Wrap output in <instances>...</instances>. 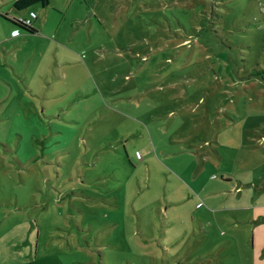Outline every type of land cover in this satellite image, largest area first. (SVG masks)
Instances as JSON below:
<instances>
[{
    "label": "rangeland",
    "instance_id": "1",
    "mask_svg": "<svg viewBox=\"0 0 264 264\" xmlns=\"http://www.w3.org/2000/svg\"><path fill=\"white\" fill-rule=\"evenodd\" d=\"M30 8L38 33L0 17L6 248L31 231L34 264H264L252 225L217 228L174 203L185 195L175 171L215 190L264 177V0ZM244 190L214 203H264V190Z\"/></svg>",
    "mask_w": 264,
    "mask_h": 264
},
{
    "label": "crops",
    "instance_id": "2",
    "mask_svg": "<svg viewBox=\"0 0 264 264\" xmlns=\"http://www.w3.org/2000/svg\"><path fill=\"white\" fill-rule=\"evenodd\" d=\"M16 0H7L3 1L0 0V17L5 20V22L9 23L12 21L10 19H19V18H27L30 15V12L33 11L30 7L20 10L14 6V2ZM4 2V3H3ZM10 4H12V7H10ZM40 4V3H38ZM8 5L7 7V13L2 12V8ZM50 5V4H49ZM48 5V6H49ZM47 6V7H48ZM46 8V7H44ZM6 10V9H5ZM28 11V12H27ZM35 12V11H34ZM38 15V14H37ZM39 15L37 19L34 21L33 26L36 28L35 22L38 20ZM13 24V23H12ZM14 25V24H13ZM16 26V25H15ZM21 28V27H19ZM19 28H14L11 32V37H16L21 35V29ZM37 29V28H36ZM19 32V35H15V32ZM25 31V30H24ZM26 32V31H25ZM28 33V32H26ZM38 33V30L37 32ZM28 34H34V33H28ZM138 158V157H137ZM175 176L177 177L178 180L185 186L183 189L185 190V195L184 199L174 201L175 204H179L180 202H192L195 204L197 209H199L200 213H205V214H213L215 219L214 224H217V228H221L223 225V220L225 219H232L233 217L235 218V221H225L228 222L230 225H232V228L237 226V225H242V224H250L252 225V238H251V243L252 246L254 247V261L257 262V251H261L260 257L264 258V203H256V195L251 194V197L248 198L242 205L240 204H230L227 205V208H224V205L221 203H214L215 199H218V195L215 193H218L219 190L222 191H228L231 192V195L237 193L238 196L240 197L241 195L243 196L245 194L244 189L246 188H251L258 190V192H263L264 190V177L263 176H253L248 179H238L236 180V184H234L232 187L230 186V189L224 185L219 190H215L216 187H213L214 189H208V185L205 183L202 186L198 185V188H194L191 185V181L193 182L195 180L194 173H191L190 175L183 177V174L175 171L174 172ZM224 178V177H223ZM185 180L186 183H183L181 180ZM216 179H218L216 177ZM228 182H230L228 179H226ZM207 180L206 182H208ZM239 182V183H238ZM190 186H189V185ZM232 184V183H231ZM216 197V198H215ZM253 197V198H252ZM239 200V199H238ZM203 201L205 204H207L208 207L207 209H202L204 205L198 206L200 202ZM216 201V200H215ZM202 209V210H201ZM205 219V218H204ZM202 219V220H204ZM201 220V221H202ZM208 223V220L206 221ZM204 224V222L202 221ZM202 224V225H203ZM213 224V225H214ZM212 225V227H213ZM215 227V228H216ZM216 228V229H217ZM215 229V230H216ZM12 231L10 232L12 234V237L15 239L17 237V230L15 228L11 229ZM208 232V231H206ZM33 233L28 234H21L19 237H17L18 240L22 243L20 248L16 247V249L11 248L10 250L6 248L4 245V242L0 241V264H34L35 259H36V247L37 243L35 238L32 236ZM37 239V238H36ZM17 241V240H16ZM39 247V246H38ZM37 247V248H38Z\"/></svg>",
    "mask_w": 264,
    "mask_h": 264
},
{
    "label": "trees",
    "instance_id": "3",
    "mask_svg": "<svg viewBox=\"0 0 264 264\" xmlns=\"http://www.w3.org/2000/svg\"><path fill=\"white\" fill-rule=\"evenodd\" d=\"M40 3L43 7H47L50 4V0H16L14 6L20 10L26 9L32 5ZM10 20V19H9ZM12 23L18 27H21L28 33H36L37 29L34 26H23L19 19H12Z\"/></svg>",
    "mask_w": 264,
    "mask_h": 264
},
{
    "label": "built area",
    "instance_id": "4",
    "mask_svg": "<svg viewBox=\"0 0 264 264\" xmlns=\"http://www.w3.org/2000/svg\"><path fill=\"white\" fill-rule=\"evenodd\" d=\"M38 15L36 12L31 11L29 17L27 18H19V21L23 26H33L34 21L37 19ZM15 35H19V32H15ZM138 158H141L140 152H136Z\"/></svg>",
    "mask_w": 264,
    "mask_h": 264
}]
</instances>
